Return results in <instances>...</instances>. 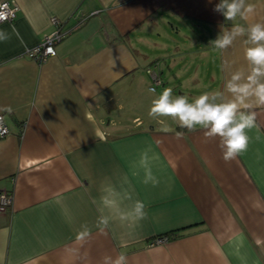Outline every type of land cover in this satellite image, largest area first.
<instances>
[{
  "label": "crops",
  "instance_id": "0c3cea01",
  "mask_svg": "<svg viewBox=\"0 0 264 264\" xmlns=\"http://www.w3.org/2000/svg\"><path fill=\"white\" fill-rule=\"evenodd\" d=\"M4 1L18 10L0 22V114L9 128L0 191L12 194L0 213V264H103L121 253L128 264H264V107L247 151L229 163L219 137L148 114L147 68L160 77L155 91L166 84L193 99L223 90L225 61L246 66L241 42L223 52L210 45L233 26L214 10L220 0ZM249 2L255 12L235 23L264 22V0ZM53 17L66 34L36 63L24 52L54 31ZM149 148L159 157L150 164L155 187L138 166ZM106 181L143 201L146 218L101 232L93 201ZM84 225L90 235L78 241Z\"/></svg>",
  "mask_w": 264,
  "mask_h": 264
},
{
  "label": "clouds",
  "instance_id": "9594fccd",
  "mask_svg": "<svg viewBox=\"0 0 264 264\" xmlns=\"http://www.w3.org/2000/svg\"><path fill=\"white\" fill-rule=\"evenodd\" d=\"M214 10L220 12L226 21L233 22V26L225 28L210 45L223 52L237 41L241 42L246 66L234 68L229 61H225L228 77L223 90L204 92L191 101L184 95L174 96L171 88H164L151 101L148 114L162 125L165 121L161 118L167 117L190 132L199 127L204 130L205 137H219L222 159L229 163L247 151L250 141L247 130L256 127L255 109L264 107V22L247 26L235 23L238 17L247 20L255 12V6L249 0H220ZM148 91L154 93L155 89L149 88ZM181 136L182 133H177L178 138ZM149 152L150 148L141 153L138 166L144 173L142 183L155 187L159 179L153 174L150 164L159 157L155 154L150 156ZM100 192L99 200L93 203L97 204L99 216L96 227L101 232L114 221L132 227L146 218L145 203L133 200L130 191L117 190L106 181L101 185ZM82 227L78 241L90 235V229L86 225ZM103 264H128V258L123 253L115 258L105 255Z\"/></svg>",
  "mask_w": 264,
  "mask_h": 264
},
{
  "label": "built area",
  "instance_id": "2783aa9c",
  "mask_svg": "<svg viewBox=\"0 0 264 264\" xmlns=\"http://www.w3.org/2000/svg\"><path fill=\"white\" fill-rule=\"evenodd\" d=\"M18 10V6L14 1H4L0 2V22L3 21H11L16 15V11ZM53 26L55 27L54 31L50 34L46 35L42 40V43L37 45L36 47L25 51V56L36 63L44 62L48 57L54 56L56 54L55 45L60 42L64 38L66 32L62 31L59 26H61V22L53 17L51 19ZM151 77V85L149 88L155 89L157 85L160 83V77L154 69L147 68L146 71ZM4 117L0 114V138L4 137L9 133V128L6 126ZM12 194L5 190L0 191V213L5 212L10 206L12 201ZM165 239L166 236L156 237L153 243H161Z\"/></svg>",
  "mask_w": 264,
  "mask_h": 264
},
{
  "label": "rangeland",
  "instance_id": "374dc122",
  "mask_svg": "<svg viewBox=\"0 0 264 264\" xmlns=\"http://www.w3.org/2000/svg\"><path fill=\"white\" fill-rule=\"evenodd\" d=\"M162 74L160 76H162L161 78L163 79L165 77V75H162ZM167 84H169V83H167ZM165 86H166L165 88H168V86L166 84H165ZM163 89H164L163 87L162 88L157 87V89L155 91V94H153V93H151V94H153V96H155L154 98H156V96H158L163 91ZM171 89L173 90V95L174 96L180 95V94H178L179 92H183V89H181L180 87H172ZM189 100L191 101L192 98H189ZM167 121L170 122V121H173V120L171 118H167Z\"/></svg>",
  "mask_w": 264,
  "mask_h": 264
},
{
  "label": "trees",
  "instance_id": "16d2710c",
  "mask_svg": "<svg viewBox=\"0 0 264 264\" xmlns=\"http://www.w3.org/2000/svg\"><path fill=\"white\" fill-rule=\"evenodd\" d=\"M171 236H173V233H170Z\"/></svg>",
  "mask_w": 264,
  "mask_h": 264
}]
</instances>
